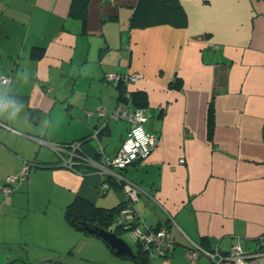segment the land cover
I'll list each match as a JSON object with an SVG mask.
<instances>
[{
    "label": "crops",
    "instance_id": "0c3cea01",
    "mask_svg": "<svg viewBox=\"0 0 264 264\" xmlns=\"http://www.w3.org/2000/svg\"><path fill=\"white\" fill-rule=\"evenodd\" d=\"M179 1L182 28L131 26L138 0H90L84 19L70 14L72 0H0V75L22 105L0 117V264H214L206 254L190 260L192 242L222 253L264 244V0ZM107 72L138 74L128 89L148 96L145 128L158 145L116 171L140 188L134 218L169 229L166 257L146 261L136 240L134 255L118 254L65 218L77 196L104 207L126 200L98 165L82 173L55 150L79 142L76 161L98 164L116 155L130 124L111 116L120 89ZM176 77L181 88H169ZM26 165L5 194V179Z\"/></svg>",
    "mask_w": 264,
    "mask_h": 264
},
{
    "label": "built area",
    "instance_id": "2783aa9c",
    "mask_svg": "<svg viewBox=\"0 0 264 264\" xmlns=\"http://www.w3.org/2000/svg\"><path fill=\"white\" fill-rule=\"evenodd\" d=\"M139 75L136 73H119L107 72L105 79L115 85H128L139 80ZM11 82L10 75H0V83L8 84ZM100 115H104V111H99ZM115 119H122L129 122V128L122 145L118 149L113 158H106L105 164H98L94 159L88 157H80L89 164L99 166L102 173L111 176L116 182L122 185L126 195L125 207L118 214L114 224L123 227L124 230H132L135 240L141 246L142 250L147 253L148 258L152 257H166L172 252L174 247V240L172 239L169 229L166 226L159 227H139L141 223L136 216L135 202L139 200L140 188L132 181L127 180L117 169H124L127 166L147 158L153 150L157 147L159 142V135L155 132L148 131L145 128V123L148 121V113L146 109L132 106L130 93L125 91L120 96L115 110L111 114ZM1 124V123H0ZM94 137H98V132L94 133ZM80 143H72L68 145H57L55 150L64 161V165L72 168L78 156ZM99 153H103V147L100 145ZM28 168L26 165L20 177L8 176L5 179L2 191L9 194L13 185L19 181L24 180L28 176ZM110 187L108 181L101 184V191H105ZM139 220V222H137ZM120 229V227H118ZM263 244V243H262ZM206 254L213 261L214 264H224L230 262L232 264H248L250 259L258 258L264 259V245L256 251H249L241 244H233L227 253H222L219 250L209 251L203 249L197 243L192 242L188 250V258L195 261L199 255Z\"/></svg>",
    "mask_w": 264,
    "mask_h": 264
},
{
    "label": "trees",
    "instance_id": "16d2710c",
    "mask_svg": "<svg viewBox=\"0 0 264 264\" xmlns=\"http://www.w3.org/2000/svg\"><path fill=\"white\" fill-rule=\"evenodd\" d=\"M90 0H72L70 14L73 17L85 18L88 12V5ZM160 24H169L171 26L182 28L188 24V18L184 11V8L179 0H138L135 12L131 18V26H157ZM41 52L34 54L35 58H40ZM182 80L179 77L174 78L169 83V88L179 89L181 88ZM120 89V96L125 91L130 93L131 101L135 107L146 108L148 104L147 93L141 90L132 91L128 89V85L118 84ZM214 134V115L212 105L209 108L208 113V138L212 139ZM37 164V163H36ZM39 166V164L37 165ZM93 165L89 164L82 159L74 163L73 169L80 168L82 173H86ZM126 202H120L116 206L104 207L91 201L90 199L77 196L70 204L65 208V218L70 225L75 229L83 231L88 235H95L89 233L85 228L86 223H92L101 226L105 229H115L119 231L118 227L122 230L123 227L115 225V220L118 217L120 211L125 207ZM112 227V228H111ZM159 227V226H156ZM108 243V242H107ZM264 244H262L263 246ZM138 256H144L148 261L146 252L140 248Z\"/></svg>",
    "mask_w": 264,
    "mask_h": 264
},
{
    "label": "water",
    "instance_id": "95a60500",
    "mask_svg": "<svg viewBox=\"0 0 264 264\" xmlns=\"http://www.w3.org/2000/svg\"><path fill=\"white\" fill-rule=\"evenodd\" d=\"M85 228L89 233L96 234L99 237L106 239L112 246V248L116 250V253H128L134 255L133 249L128 244V242L124 238L118 236L115 232L109 231L101 226L92 223H86Z\"/></svg>",
    "mask_w": 264,
    "mask_h": 264
},
{
    "label": "clouds",
    "instance_id": "9594fccd",
    "mask_svg": "<svg viewBox=\"0 0 264 264\" xmlns=\"http://www.w3.org/2000/svg\"><path fill=\"white\" fill-rule=\"evenodd\" d=\"M22 105L9 97L6 84L0 85V117L14 119L21 111Z\"/></svg>",
    "mask_w": 264,
    "mask_h": 264
},
{
    "label": "rangeland",
    "instance_id": "374dc122",
    "mask_svg": "<svg viewBox=\"0 0 264 264\" xmlns=\"http://www.w3.org/2000/svg\"><path fill=\"white\" fill-rule=\"evenodd\" d=\"M122 120V119H120ZM103 206V205H102ZM140 227L142 228L143 225L142 223H140ZM121 237H123L128 243H130L131 245H134V240H135V237L133 235V231L132 230H127V231H124L123 233H121Z\"/></svg>",
    "mask_w": 264,
    "mask_h": 264
}]
</instances>
